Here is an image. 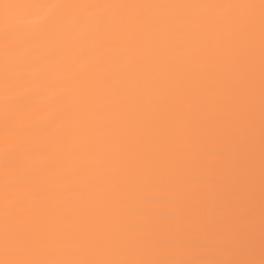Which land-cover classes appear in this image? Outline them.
I'll return each mask as SVG.
<instances>
[{"label": "snow or ice", "instance_id": "snow-or-ice-1", "mask_svg": "<svg viewBox=\"0 0 264 264\" xmlns=\"http://www.w3.org/2000/svg\"><path fill=\"white\" fill-rule=\"evenodd\" d=\"M0 24L6 101L14 54L63 106L10 128L6 103L0 264H264V0L3 2Z\"/></svg>", "mask_w": 264, "mask_h": 264}, {"label": "bare ground", "instance_id": "bare-ground-1", "mask_svg": "<svg viewBox=\"0 0 264 264\" xmlns=\"http://www.w3.org/2000/svg\"><path fill=\"white\" fill-rule=\"evenodd\" d=\"M24 3L32 5L49 4H75V3H177V2H202V3H229V2H257L258 0H0V3ZM29 19L18 24L21 31L17 38L23 40L28 34L43 35L47 30L45 10L36 7L27 10ZM37 47H43L38 44ZM43 54V53H41ZM31 61H21L13 54L9 61L10 71L7 74L8 81L14 85V90L7 95L15 97L6 101L5 71H4V39L3 25L0 24V183L3 178V160L6 149L10 147L5 142V106L7 103V118L9 127L13 128L20 117H24V123L42 128L56 120L63 110L58 103L60 89L57 87L61 77L47 71L45 65L33 69L28 67ZM258 70V69H257ZM30 86H26L29 85ZM258 100H257V113ZM58 123H63L59 121ZM259 153L257 152V157ZM234 213L236 210H229ZM260 228H259V193H257V226H256V255L260 254ZM2 258V254H0Z\"/></svg>", "mask_w": 264, "mask_h": 264}]
</instances>
